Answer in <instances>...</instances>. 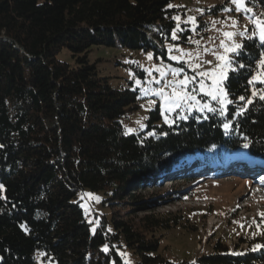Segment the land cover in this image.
<instances>
[{
  "label": "trees",
  "instance_id": "16d2710c",
  "mask_svg": "<svg viewBox=\"0 0 264 264\" xmlns=\"http://www.w3.org/2000/svg\"><path fill=\"white\" fill-rule=\"evenodd\" d=\"M171 1L0 0V196L6 197L0 198V264H264V247L253 250L264 245V231L240 236L244 248L212 233L207 242L213 240V252L172 261L159 251L162 231L180 223L194 230L184 212L127 218L148 204L136 189L192 178H170L174 155L199 152L195 165L209 171L229 165L238 153L264 163L262 101L242 117L232 115L243 103L236 100L224 117L206 112L172 124L155 122L156 105L144 130L125 135L122 118L137 108L138 90L112 87L88 52L93 45H118L165 56L177 10L167 7ZM253 2L264 7V0ZM185 25L182 40L192 33ZM242 43L244 55L236 59L254 68L264 45L248 38ZM63 47L74 65L57 59ZM230 75V98L250 96L248 69ZM255 176L264 183V174ZM85 188L108 192L109 227L103 215L91 229L78 198ZM167 195L179 199L191 192L173 188ZM121 245L136 262L119 254Z\"/></svg>",
  "mask_w": 264,
  "mask_h": 264
},
{
  "label": "rangeland",
  "instance_id": "374dc122",
  "mask_svg": "<svg viewBox=\"0 0 264 264\" xmlns=\"http://www.w3.org/2000/svg\"><path fill=\"white\" fill-rule=\"evenodd\" d=\"M171 4L181 5L182 7H176V13L174 16L179 15L181 17V23L186 24L185 27H192L187 21L189 16L195 17L197 21L196 33H191L189 37L193 41H200V46L197 47L195 43L189 42V39L182 40L180 33L178 40H171L170 38L164 41L166 50L165 56L160 53L155 54L153 50H138L121 46H104L93 45L88 52V59L90 62H96L98 74L106 77L109 84L114 88L129 87L138 90L137 103L138 106L131 112H128L122 118L123 131L125 133L127 128L138 130H144L147 125V119L149 117L151 109L156 105L159 107V118L155 120L157 123H165L164 116L161 115L162 98L149 95H143L140 86H137L133 79H130L129 72L136 74V77L145 80L152 77L159 78V73L155 70L160 67L163 70L168 69V66L173 68L184 67L185 72L188 75H192V69L188 65L178 63L168 59L169 45L179 47L187 52H199L203 60H214V57L210 53H204V48L216 50L219 44V39L223 38L222 33L224 31H243L245 25H248L251 30L252 25L249 24L246 13H238L235 10L228 12L224 11L225 8H233L229 0H172ZM253 8L256 13L264 12L258 2L255 4L252 2L248 5ZM236 19L239 24L237 29L230 27L232 19ZM176 28L177 22L174 20ZM213 22H216L215 24ZM202 25V26H199ZM220 31H217V30ZM209 38H212L210 41ZM246 37L242 38L239 35L236 37L237 43H242ZM173 48L172 55H179ZM220 51H223L220 49ZM148 53L153 54L151 60L148 59ZM57 59L65 61L70 65H74V58L71 56L70 51L63 47L57 53ZM188 57H184L185 61H188ZM211 67L205 64L203 69ZM140 70H143L141 72ZM151 73V76H149ZM167 80H171L172 76L169 74L166 77ZM164 80H161V85H145V87L157 88L164 84ZM197 98L201 103L207 102L211 106L219 108L220 105L215 101H212L209 97L198 95ZM155 100V104H150L149 101ZM143 106V107H142ZM208 112L205 110L203 113L193 108L192 110L185 109L181 111L177 109L174 112L167 113L169 123L172 124L176 119H186L191 115H195L197 118H202ZM146 117L147 119H142ZM186 117V118H185ZM138 120L145 125L140 128L136 123ZM134 131V132H135ZM195 156L183 162L179 167H175L179 161L186 155V153H180L174 155L169 159L168 166L170 178H179L183 175H187L190 178L185 182H180V178L175 182L162 181L159 186H145L144 189H136L134 195L141 198V200L147 201V206L143 208L139 207L134 212L128 214V220H137L144 213L167 210L176 211L181 210L185 213V218L188 222L195 225V229L191 230L181 223L170 229L162 231L163 236L160 240L159 251L166 258L172 261H178L185 259L193 261L198 255L213 252V240L207 242V237L210 234H215L213 239L220 238L222 241H226L229 246L239 244L240 248L246 247V243L240 242V236H252L260 234V231H264V224L257 228V224L261 222L260 213H264V183H261V179H258L254 174L249 176H240L241 172L231 167L220 165L208 169L198 170L195 166V160L193 158H201L199 152L193 153ZM187 164V166H185ZM194 165V166H193ZM173 167V168H172ZM257 174L261 176L264 174V163L260 167H256ZM211 172V173H210ZM214 172V173H213ZM256 173V172H255ZM225 174V175H224ZM261 174V175H260ZM173 188H185L188 192H191V196L184 198H175L172 196H166ZM134 193V191L130 190ZM85 193L94 194L99 197V201L91 197L85 196L81 199ZM108 192L105 190H90L85 188L78 193L80 204L84 205L83 212L86 220L90 223L91 229H96L98 221L101 216H106L107 227L110 226V217L112 206L108 204L109 200L106 199ZM129 203V199H127ZM126 204L125 207L129 208L130 205ZM129 205V206H128ZM86 209L88 210L86 212ZM146 209V210H144ZM255 221L256 223H253ZM184 222V221H183ZM186 222V221H185ZM184 222V223H185ZM243 225V227L241 226ZM264 237V233H262ZM117 250L127 262H136V256L132 250L128 249L124 245L118 246ZM39 264H45L39 262ZM50 264H53L52 262Z\"/></svg>",
  "mask_w": 264,
  "mask_h": 264
},
{
  "label": "snow or ice",
  "instance_id": "6c2138e0",
  "mask_svg": "<svg viewBox=\"0 0 264 264\" xmlns=\"http://www.w3.org/2000/svg\"><path fill=\"white\" fill-rule=\"evenodd\" d=\"M229 2L234 5L233 8H225L224 11L231 12L235 10L238 13H246L248 14L246 18L249 21V24L252 25L251 30H249L248 25H245L243 31H224L222 33V37L219 39V44L216 50L204 48V53H210L214 60H203L201 58V53L199 52H187L184 49L179 47H175L173 45H169L168 59L177 61L181 64H187L188 67L192 69V75H188L185 72L184 67L173 68L168 66L167 71L157 67L155 70L159 73V78L152 77L151 79L141 80L136 77V74L133 72H129L130 79H133L134 83L137 86H140L141 92L143 95H153L156 97L162 98V107H161V115L164 116L165 123H169L167 113L174 112L177 109L181 111L188 109L189 111L193 108L197 109L201 113L205 110L211 113H216L221 117L227 115V106L230 104H235L236 100L243 102L239 104L237 108L233 111V117H242L249 111L250 105H255L257 101L264 102V49H262L259 53V58L255 61V67H252V64H245L242 60L236 59L237 57H242L244 55L243 49L245 45L243 43H237L236 37L239 35L240 37L252 39L254 41H259L260 45H264V12L256 13L253 11L252 7L248 5L253 2V0H229ZM168 8L174 7H182L181 5H174L169 3L167 5ZM173 20L177 22L176 28L171 30V40H178L180 37L178 33L183 32L184 29L180 27L181 17L179 15L173 16ZM232 19L231 28L237 29L239 22L234 18ZM184 23H189L192 25L191 31L196 33V29L198 27L197 21L195 17L189 16L187 21ZM214 24L216 22H213ZM217 31H220L219 29ZM189 42L195 43L197 47L200 46V41H193L191 37L188 38ZM212 41V38H209ZM214 42V41H212ZM175 47V51L179 53V55H172L173 48ZM222 49L223 51H220ZM184 57H188V61L184 60ZM153 58L152 53H148V59L151 60ZM207 64L211 67L207 69H203V66ZM241 69H248L249 75L247 76V86L245 91H250L251 95H239L238 97L230 98L233 96L231 92V73H237ZM171 74L172 79L167 80L166 77ZM151 76V73H149ZM161 80H164V84L157 88L145 87V85H161ZM257 84H260L261 87H257ZM135 91V89H133ZM198 95H203L209 97L212 101H215L220 105L219 108L211 106L209 103L201 101L197 98ZM138 99L141 97H137ZM150 104H155L156 101H149ZM143 107V106H142ZM186 118V117H185ZM207 119V116L204 117ZM142 119H147L143 117ZM140 128L145 127V125L138 120L136 122ZM223 128L227 133L230 129V122L223 123ZM135 129L127 128L125 131V135L133 133ZM166 135V133H163ZM150 135H154V133H150ZM245 139H247L245 137ZM4 147L0 145V148ZM244 147L247 148L248 144H244ZM4 190L3 184H0V193ZM85 196L91 197L96 201H99V197L94 196L91 193H85L82 195L81 199ZM0 198L6 199V197L0 196ZM84 207V205H81ZM88 210L86 209V212ZM261 222L257 224V228H260L261 224H264V213H260ZM253 223H256L253 221ZM243 227V225H241ZM24 227L27 232V228ZM95 232V229H93ZM264 247V245L257 244L253 250ZM103 251L108 252V246L105 245ZM43 255V254H41ZM124 255V254H121Z\"/></svg>",
  "mask_w": 264,
  "mask_h": 264
},
{
  "label": "water",
  "instance_id": "95a60500",
  "mask_svg": "<svg viewBox=\"0 0 264 264\" xmlns=\"http://www.w3.org/2000/svg\"><path fill=\"white\" fill-rule=\"evenodd\" d=\"M193 156H195V154H186L180 161L179 163L175 166V167H179L183 162H186L187 160H189L190 158H192ZM170 167V166H169ZM168 167V168H169ZM171 168V167H170ZM169 168V169H170ZM173 168V167H172Z\"/></svg>",
  "mask_w": 264,
  "mask_h": 264
},
{
  "label": "bare ground",
  "instance_id": "6f19581e",
  "mask_svg": "<svg viewBox=\"0 0 264 264\" xmlns=\"http://www.w3.org/2000/svg\"><path fill=\"white\" fill-rule=\"evenodd\" d=\"M194 166V165H193Z\"/></svg>",
  "mask_w": 264,
  "mask_h": 264
}]
</instances>
